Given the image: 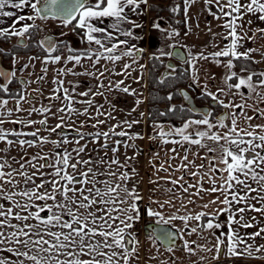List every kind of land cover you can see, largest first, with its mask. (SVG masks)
<instances>
[{
  "label": "snow or ice",
  "instance_id": "6c2138e0",
  "mask_svg": "<svg viewBox=\"0 0 264 264\" xmlns=\"http://www.w3.org/2000/svg\"><path fill=\"white\" fill-rule=\"evenodd\" d=\"M150 8L149 0H0V43L16 38L11 49L0 46V264L264 260V70L253 67L264 51L246 46L264 39V27L252 28L264 23V0L168 6L183 35L162 27V17L153 22L169 43L150 55L151 68L131 42L143 28L133 17ZM201 12L221 31L207 19L201 29ZM49 21L58 35L47 32ZM63 29L86 47H73ZM199 32L211 37L203 48L182 43ZM34 48L40 52L20 56ZM172 58L179 68L165 63ZM159 66L153 82L168 91L152 99L167 107L138 111L145 74ZM69 75L95 83L77 91L66 86L75 83ZM192 89L210 101L206 110L193 106ZM113 93L133 97L134 106L117 107ZM177 97L184 103L173 104ZM177 116L179 126L157 119ZM146 122L151 133L133 131ZM145 138L164 152L150 149L147 197L136 143Z\"/></svg>",
  "mask_w": 264,
  "mask_h": 264
},
{
  "label": "crops",
  "instance_id": "0c3cea01",
  "mask_svg": "<svg viewBox=\"0 0 264 264\" xmlns=\"http://www.w3.org/2000/svg\"><path fill=\"white\" fill-rule=\"evenodd\" d=\"M149 3H150V0H149ZM201 7H202L201 3H197L191 10L192 14L195 15L197 12H199ZM2 19H4V21H5L3 26H7L8 24L11 23V20L8 18H2ZM133 19H138L139 22L143 25V28L133 30L134 35L140 36L141 39H134L131 42L135 43L137 45V47L144 49V52L141 56L140 62L144 63L145 65L148 66V61H149L150 55H152L154 52H158V50L160 48H165L166 50H168L166 48V45L169 43V41L165 38L163 33H161L160 31H158L152 27L150 9L148 11H146V13L144 15L140 16L139 18L133 17ZM205 19L212 21V27H213L214 32L215 31H221V29H219L217 27V24L220 22L212 20L211 16H207L206 13H202V12L200 13V27H201V29L205 28V23H204ZM38 22L39 21H37V23ZM109 22L110 21H107V20L105 21V23H109ZM162 27L168 28V26H162ZM257 27H264V23H260V22L254 20V23L252 25L253 31H255V29ZM181 34L183 35V32H181ZM210 39H211L210 35L207 34L206 32H199L196 36L188 37L185 41H182V43H187L189 45H196L198 48H203L208 43V41ZM216 43H220V41L217 40ZM246 46L251 47V48H257V49H260L261 51H264V39H256L254 42H250ZM211 50L212 49H210V48L206 49V51H211ZM22 58L26 59V57H24V56H22ZM255 59L260 60V56L258 54H256ZM37 65L40 66L39 63H37ZM260 65L262 67H264V63H260ZM68 67H71V65H68ZM49 70L52 71L51 66L49 67ZM77 70L79 71L80 69H77ZM117 70H119V69L117 68ZM211 71L214 72L217 76H219L222 69L211 66ZM52 73H53V71H52ZM145 76H146V78L143 81V84H146L147 87L142 88V91H143V96L146 99H145V103L140 106L138 111L147 112V109H148L147 108L148 107L147 106L148 72H146ZM87 78L88 77H74V76L69 75V76L65 77L64 79L66 81H74L75 82L74 85H66V86L76 87L77 91H84L90 85V84L88 85V84L83 83L87 80ZM91 83L94 84L95 81H92ZM133 86L134 87H140V86L135 85V84H133ZM112 99H113V102L117 105V107L123 108L125 111L129 110L131 107L134 106V98L126 96L125 94L113 93ZM97 101L101 102V103L104 102L103 99L100 97H97ZM205 101L210 103L209 100L208 99L206 100L205 98L203 99L202 103L208 104ZM57 106H59L58 103H57ZM118 118L122 119L123 116L122 115L118 116ZM192 118H198V117H192ZM81 119H83V118H81ZM55 122H56L55 120L51 121L52 124H54ZM179 125L180 124H177L176 126H179ZM133 131H137V132H141V133H151L152 129L150 127H148V123L146 122V123H143L141 125L136 126L133 129ZM136 143L138 145L142 146V148L144 150V154L139 157L140 163H139L138 167L140 168L141 176L144 178V183L141 184L140 187H141V189H143L144 194L147 197V189L149 187L147 184L148 173H150V171H151L147 165V161L149 159V154H150V149L153 151L161 152V157H163L164 152L155 143L149 142L147 138H145L144 140H137ZM171 147H173V145L165 146V148H171ZM129 155H131V152H129ZM161 175H163V174H161ZM205 186L207 187V185H205ZM207 199H209V197L206 196L205 201ZM254 230L255 229H249L248 231H254ZM144 238H145L144 233H141L140 234L141 241H144ZM261 242H264V241H261ZM145 247H147V245H145ZM161 258L166 259L167 254H165V256H163ZM185 264H187V261L185 262ZM238 264H264V260H257V259L243 260V261H239Z\"/></svg>",
  "mask_w": 264,
  "mask_h": 264
},
{
  "label": "trees",
  "instance_id": "16d2710c",
  "mask_svg": "<svg viewBox=\"0 0 264 264\" xmlns=\"http://www.w3.org/2000/svg\"><path fill=\"white\" fill-rule=\"evenodd\" d=\"M173 3L179 4L181 3V0H150V4L152 5V8H150V13H151V23L155 20H157L158 17H162L163 20L161 21L162 26H168L171 25L173 27H179V30L181 32L184 31L183 27H180L175 24V19H179L180 17H175L173 18L172 15L168 11V6L172 5ZM39 38V33L37 34L36 39L38 40ZM14 40V38L12 39ZM11 40V41H12ZM2 43V44H8L11 43ZM12 48V46H11ZM38 53L40 52L39 48H34L32 51H27L24 49L20 50V53ZM166 61V59H165ZM154 63V61L150 60L148 61V67L151 68V65ZM166 63V62H165ZM177 67H180V64L178 63ZM254 68L257 70H264V67H262L260 64L258 65H253ZM164 68L162 66H159L158 68L152 70L151 72H148V96H147V112H158V111H163L166 107L167 104L165 102H161L159 99L153 100L152 97H161L166 94L168 89H162V87L158 84H155L154 78L157 77L160 73H162ZM187 83V81H180L178 82L177 86L178 87H184V85ZM200 99L203 100L200 96ZM207 100V99H206ZM207 102V101H205ZM210 102V101H209ZM173 104L180 105L182 103V100L180 97L175 98L172 101ZM208 103V102H207ZM193 117H198L196 114H193ZM157 119L168 122V123H174V124H180V118L177 117H157Z\"/></svg>",
  "mask_w": 264,
  "mask_h": 264
},
{
  "label": "flooded vegetation",
  "instance_id": "af4514ba",
  "mask_svg": "<svg viewBox=\"0 0 264 264\" xmlns=\"http://www.w3.org/2000/svg\"><path fill=\"white\" fill-rule=\"evenodd\" d=\"M51 33H52L54 36L58 35V32H54V31H53V32H51ZM67 33H68V35L65 36V37H63V39H66V40L70 41L73 47H77V48H83V47H86V45L80 43V40H79V37H78V36L76 37V36H74L73 34H71L70 32H67ZM45 34H47V33L45 32ZM45 34H43L42 37H39L38 40H39V39H42V38L44 37ZM15 44H16V38H14V40H12L11 43H8V44H5V45L1 44V45L5 46L7 49H11V46L13 47V45H15ZM1 45H0V46H1ZM35 54H36V53H34V52H32V53H20V56H21V57L24 56V57L27 58L28 55H35ZM4 66H5L6 68L9 67V66H10V60H5V61H4ZM40 67H41V66H38V65L36 66L35 71H36L37 73H39V71H40ZM24 75L26 76L27 73H25ZM53 75H54V73H52V71L49 70L48 78H47V79L50 81V80L52 79ZM85 80H86V79H85ZM85 80H84V81H85ZM91 82H92V81H90L89 78H87V80H86L85 82H83V83L89 85ZM32 87H36V85H33ZM49 87H51L50 84L46 85V88H49ZM193 91L195 92V89H192V90H191L192 93H193ZM193 94H195V93H193ZM45 95H47V92L45 93ZM181 100H182V98H181ZM196 100H197L198 104H200V105H209V103H208V104H203V103H202L203 100L200 99V95L196 97ZM46 102H47V101H45V103H46ZM182 102H183V101H182ZM33 118L35 119V118H37V117L34 116ZM175 125H177V124H175ZM6 127H11V125H6Z\"/></svg>",
  "mask_w": 264,
  "mask_h": 264
},
{
  "label": "rangeland",
  "instance_id": "374dc122",
  "mask_svg": "<svg viewBox=\"0 0 264 264\" xmlns=\"http://www.w3.org/2000/svg\"><path fill=\"white\" fill-rule=\"evenodd\" d=\"M38 23H41L40 21L38 22ZM47 25H48V27H47V32H60L61 31V28H59L58 26H57V22H51V21H49V22H47ZM42 27H43V25H42ZM63 31H65V32H70L71 34H73L69 29H63ZM43 34H45V32L44 31H42V32H40L39 33V37H42L43 36ZM74 36H76L77 37V35H75V34H73ZM2 43H0V45H1ZM3 45H5V44H3ZM3 45H1L2 47H5V46H3ZM6 48V47H5ZM168 61V59H166V61L165 62H167ZM177 65H178V63H177ZM164 71V70H163ZM193 93H195L194 91H193ZM183 103V102H182Z\"/></svg>",
  "mask_w": 264,
  "mask_h": 264
},
{
  "label": "water",
  "instance_id": "95a60500",
  "mask_svg": "<svg viewBox=\"0 0 264 264\" xmlns=\"http://www.w3.org/2000/svg\"><path fill=\"white\" fill-rule=\"evenodd\" d=\"M180 51H184L183 49H179ZM168 62H171V63H174V64H176L177 65V63H179L178 62V60L176 59V58H172L170 61L168 60L166 63H168ZM5 67V66H4ZM165 70V69H164ZM183 88V87H182ZM191 94L193 95V106L194 107H196V106H198L199 107V110H206V108H207V106L208 105H200V104H198V102H197V100H196V97L197 96H199L200 94H199V91L197 90V89H195V94H193L192 92H191ZM184 103V102H183Z\"/></svg>",
  "mask_w": 264,
  "mask_h": 264
}]
</instances>
